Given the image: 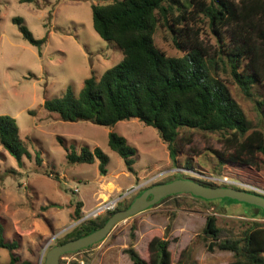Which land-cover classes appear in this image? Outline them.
Returning <instances> with one entry per match:
<instances>
[{
  "label": "rangeland",
  "instance_id": "obj_1",
  "mask_svg": "<svg viewBox=\"0 0 264 264\" xmlns=\"http://www.w3.org/2000/svg\"><path fill=\"white\" fill-rule=\"evenodd\" d=\"M106 1L110 0H0V114L16 120L32 153L31 159H22L21 166L0 146V224L4 239L17 241L15 252L20 259L36 264H44L45 251L96 208L98 190L108 197L122 195L119 201L127 202L152 182L180 172L184 177L216 185L221 182L214 178H224L238 182L231 185L245 189L246 184L264 191V157L252 155L256 166L229 160L227 155L232 151L224 148L217 133L192 131L191 142L181 145L173 164L156 129L137 118L105 127L86 120H61L43 107L45 100L60 97L67 89L77 93L85 78L92 73L98 78L121 59L118 46L100 38L92 27L91 3ZM14 17L23 20L34 38H44L39 48L22 38L12 21ZM201 31L203 40L213 43L205 24ZM154 43L167 55L181 54L165 27L157 28ZM226 81L251 128H258L254 102L243 96L236 84ZM254 89L264 100V83L256 84ZM110 131L123 136L135 150L131 172L107 145ZM57 137L77 150L82 145L91 150L99 147L108 156L104 172L98 159L92 163H67L64 146ZM35 153L41 158L39 164ZM111 186L115 188L113 192L109 190ZM213 200V204L203 207L185 195L152 205L117 222L104 239L89 249L62 255L61 264H131L124 250L133 243L137 253L146 259L147 244L154 236L169 241L173 264H177L181 249L192 238V257L197 264H227L233 259L232 252L216 247L209 250L200 235L205 217L213 215L218 226L234 233L252 222L264 224V218L243 216L249 208L243 202ZM81 201L82 216L75 220L73 208ZM8 261V250L0 248V264Z\"/></svg>",
  "mask_w": 264,
  "mask_h": 264
},
{
  "label": "trees",
  "instance_id": "obj_2",
  "mask_svg": "<svg viewBox=\"0 0 264 264\" xmlns=\"http://www.w3.org/2000/svg\"><path fill=\"white\" fill-rule=\"evenodd\" d=\"M90 7L93 29L100 38L118 46L121 59L98 78L93 73L85 78L77 93L67 89L60 97L45 100L43 107L47 111L55 113L61 120H86L105 127L120 120L137 118L156 129L173 164L181 145L191 142L192 131L219 134L224 148L232 151L227 155L231 161L255 165L254 153L264 157V100L254 89L256 84L264 83V0H110L91 3ZM12 21L22 38L31 45L39 48L44 42V38L33 37L20 17H14ZM203 24L213 43H206L201 37ZM158 27L167 29L173 46L181 51L180 55H167L155 45L154 33ZM227 79L254 102L260 121L258 128H251L230 93ZM57 139L64 146L67 163H92L98 159L99 168L104 172L108 156L99 147L91 150L82 145L77 150L73 145L67 146L62 138ZM107 145L123 159L131 172V156L135 150L126 139L110 131ZM0 146L18 165L22 166L24 157L32 158L16 120L7 114H0ZM213 153L223 159L220 152L214 150ZM34 158L39 164L40 156L35 153ZM180 177H184L183 174L174 172L170 178L150 185ZM218 185L242 188L227 183ZM145 188L127 202L118 201L113 210L79 222L55 244L101 227L114 211L126 208ZM185 195L203 207L215 201L178 193L168 195L154 205ZM221 200L238 203L229 198ZM244 204L249 208L243 216L264 218L261 208ZM80 207L81 202H78L73 208L75 220L82 216ZM200 235L209 250L216 247L232 252L233 259L227 264H264L262 223L252 222L239 233H234L218 226L213 215H207ZM192 244L193 238L181 249L177 264H197L192 257ZM168 245L165 237L154 236L147 244L146 259L137 253L133 243L124 252L131 264H173ZM91 246L63 255L85 251ZM17 247L16 240L4 239L0 224V248L8 250V264H36L20 259L15 252ZM70 264L78 262L71 261Z\"/></svg>",
  "mask_w": 264,
  "mask_h": 264
},
{
  "label": "water",
  "instance_id": "obj_3",
  "mask_svg": "<svg viewBox=\"0 0 264 264\" xmlns=\"http://www.w3.org/2000/svg\"><path fill=\"white\" fill-rule=\"evenodd\" d=\"M178 193H189L207 200L229 198L237 202H244L259 207L264 212V195L261 193L233 186L208 185L189 177L174 178L146 187L139 195L132 199L126 208L114 211L101 227L83 236L50 246L45 251L44 264H61L60 259L64 253L87 248L101 241L108 235L117 222L145 210L168 195ZM86 216L80 220L85 219Z\"/></svg>",
  "mask_w": 264,
  "mask_h": 264
},
{
  "label": "built area",
  "instance_id": "obj_4",
  "mask_svg": "<svg viewBox=\"0 0 264 264\" xmlns=\"http://www.w3.org/2000/svg\"><path fill=\"white\" fill-rule=\"evenodd\" d=\"M214 180H218L221 183L238 184V182H232V181H229V180L224 179V178L223 179L214 178ZM243 187H245V189L252 190V191H255V192H258V193H261V194L264 195V191L260 190L259 188H256V187H253V186H250V185H246V184H243ZM74 191H77V188H74ZM127 191L129 192L131 190L128 189ZM123 195H125V193ZM121 197H122V195H120V196H112L110 198H107V199L99 202L95 209L91 210L90 212H88L86 214L87 215L86 218L94 217V216L99 215V214H101V213H103L105 211L113 210L115 208V206H116V203L121 199Z\"/></svg>",
  "mask_w": 264,
  "mask_h": 264
},
{
  "label": "crops",
  "instance_id": "obj_5",
  "mask_svg": "<svg viewBox=\"0 0 264 264\" xmlns=\"http://www.w3.org/2000/svg\"><path fill=\"white\" fill-rule=\"evenodd\" d=\"M114 187L113 186H111L110 188H109V190L110 191H114ZM117 189V188H116ZM96 197H95V199H96V204H98L99 202H101V201H103V200H105V199H107V193H105V192H101V191H97V194L95 195ZM110 197V196H109ZM108 197V198H109ZM81 203H82V201H81ZM82 208H83V203H82V205H81V210H82Z\"/></svg>",
  "mask_w": 264,
  "mask_h": 264
}]
</instances>
